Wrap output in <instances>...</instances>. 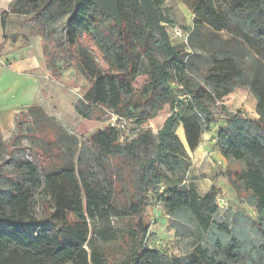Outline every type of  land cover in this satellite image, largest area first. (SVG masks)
I'll list each match as a JSON object with an SVG mask.
<instances>
[{
	"label": "trees",
	"instance_id": "1",
	"mask_svg": "<svg viewBox=\"0 0 264 264\" xmlns=\"http://www.w3.org/2000/svg\"><path fill=\"white\" fill-rule=\"evenodd\" d=\"M163 2L152 0L159 22L173 24L162 16ZM196 3L200 18L193 24L216 47L206 78L215 82L216 91L211 95L199 87L198 96L187 94L190 117L174 112L177 95L170 87L186 69V54L172 47V56L159 37L165 58H156L150 45L152 31L138 0H118L120 27L97 6L85 2L75 8L73 0H13L2 12V24L4 16L19 15L49 43H53L54 25L66 17L64 45L52 52L55 59L48 68L56 77L72 67L87 81L89 87L74 108L81 118L99 120L114 114L127 125L134 121L135 110L143 129L165 104L171 113L156 134L144 129L130 140L124 136L126 126L119 131L107 125L79 149L75 137L45 124L48 116L38 106L29 107L28 115L42 133L43 147L35 145V153L42 160L44 180L35 164L8 151L11 170H2L0 165V264H264L263 221L238 213L229 230L211 220L217 211L214 193L201 197L185 184L169 187L165 183L164 169L181 167L188 159L174 130L182 126L187 145L194 151L203 133L196 110L210 115L206 103L226 96L224 87L244 75L235 58L248 52L264 64V0ZM220 34L228 39L221 40ZM99 57L107 68L99 66ZM140 74L146 81L135 90L132 84ZM251 86L257 95L258 119L229 114L222 106L227 124L217 130L216 142L228 165L240 167L235 178L227 174L229 186L240 197L254 201L264 218V80L253 77ZM151 101L155 107L147 114ZM25 117L19 116L16 137ZM37 192L46 217L21 219L23 211L33 207ZM150 192L174 226L191 225L177 231L179 236L193 238L186 256L166 257L145 246ZM242 218L259 234L258 241L239 229Z\"/></svg>",
	"mask_w": 264,
	"mask_h": 264
},
{
	"label": "rangeland",
	"instance_id": "2",
	"mask_svg": "<svg viewBox=\"0 0 264 264\" xmlns=\"http://www.w3.org/2000/svg\"><path fill=\"white\" fill-rule=\"evenodd\" d=\"M196 8V0H164L160 9L162 16L173 22V24L161 23L164 24L168 32L171 46L177 47L186 54L184 58L186 69L177 79H174L170 87L177 95V107L174 112L177 115H188L189 117L191 114L186 108L189 101L187 94L198 96L199 87L211 95H214L216 91L215 82L206 80L208 72L212 68L210 56L215 52L216 47L208 43L205 32L193 24L194 19L200 18L196 14ZM7 10L8 8L5 11ZM7 16H4V24L0 25V165L2 170H11L12 161L8 152L10 151L12 156L30 160L35 164L43 181L42 160L35 153V150L38 149L35 145L43 147L42 133L39 132L38 123L28 115L29 107L38 106L43 114L48 116L45 124L60 127L63 133L75 137L78 140L79 149L87 144L92 134L107 126L109 117L105 115L99 120H85L78 116L74 108L89 87L87 81L72 67L62 71L56 77L48 68L55 59L52 52L59 45H64L63 23L66 17L54 25L53 43H49L46 38L43 39L38 34L34 26H31L32 32H28L27 36L19 33L7 34L4 31ZM2 18L3 15L0 13V19ZM175 29L178 32H175ZM151 35L150 45L153 53L159 61H163L165 57L161 50L159 36L154 32H151ZM34 38H38L40 41L44 70L37 76L16 78L7 69L8 57L12 52H17L20 49H26L29 52ZM220 39L227 40L228 37L225 34H220ZM17 58H22V56L18 54ZM97 61L101 68H107L102 58L99 57ZM234 61L236 66L244 71V75L224 87L228 91L226 96L215 103H206L210 115L196 110L201 119L203 133L194 151L189 149L186 139L184 140L182 126L179 125L174 130L175 135L185 148L188 159L181 167L164 169L166 171L165 183L169 187L185 184L187 188L195 190L201 197L214 193L217 211L211 216V220L227 226L229 230H232L231 219L238 213L252 221L261 220L264 223V218L254 201L240 197L229 186L227 174L230 173L235 178L240 167L237 164L228 165L216 142L217 130L227 124L224 114L220 110L222 106L229 114L238 112L242 117L250 120H256L259 117L256 112L257 95L252 89L251 79L256 77L264 80V64L248 52L242 53ZM170 72L174 74L172 65H170ZM145 81L146 76L140 74L132 86L138 90ZM153 106L155 107L153 101L147 104V114L154 110ZM132 113L134 121L126 125L127 129L124 134L130 140L136 138L144 129L156 134L170 115L171 108L169 104H165L143 129L139 127V121H136L137 111L133 110ZM147 114H141V119L145 118ZM23 115H26L25 122H21L20 131L16 137V124L19 122V116ZM63 147L65 146L63 145L61 148ZM149 155L152 156L151 153ZM76 158L77 155L72 159L75 165L77 164ZM147 205L149 221L145 246L166 257L186 256L192 250L190 242L193 238L179 236L177 231H185V227H191V225L174 226L173 219L167 216L153 192L148 194ZM45 213L40 194L37 192L33 207L25 209L20 218L39 221L46 217ZM238 227L248 238L257 241L260 239L259 234L243 218L238 220ZM233 249L234 247L231 248V251ZM229 257L232 258V256Z\"/></svg>",
	"mask_w": 264,
	"mask_h": 264
},
{
	"label": "crops",
	"instance_id": "3",
	"mask_svg": "<svg viewBox=\"0 0 264 264\" xmlns=\"http://www.w3.org/2000/svg\"><path fill=\"white\" fill-rule=\"evenodd\" d=\"M12 1L13 0H0V13L5 11L12 3ZM0 25H1V19H0ZM30 28L31 26L25 24L23 18L19 15H15V14L8 15L5 20L4 31L9 35L18 34V33L26 35L28 32L29 33L32 32ZM18 54L21 55L22 58H17ZM10 55L11 56L8 57L9 65L7 69L16 78H19L21 76L22 77L23 76L32 77V75L37 76L39 73L43 72L44 70V63L42 61L43 54L40 48V41L38 40V38L37 39L34 38L33 42H31V50L29 52H27L26 49H20L17 52H12Z\"/></svg>",
	"mask_w": 264,
	"mask_h": 264
},
{
	"label": "water",
	"instance_id": "4",
	"mask_svg": "<svg viewBox=\"0 0 264 264\" xmlns=\"http://www.w3.org/2000/svg\"><path fill=\"white\" fill-rule=\"evenodd\" d=\"M143 14L145 15L148 29L156 33L163 41L165 48L174 56V51L170 43L168 32L158 19L157 11L152 0H138ZM90 3L99 8V10L117 26H121V20L118 12V0H73V6L76 8L82 3Z\"/></svg>",
	"mask_w": 264,
	"mask_h": 264
},
{
	"label": "built area",
	"instance_id": "5",
	"mask_svg": "<svg viewBox=\"0 0 264 264\" xmlns=\"http://www.w3.org/2000/svg\"><path fill=\"white\" fill-rule=\"evenodd\" d=\"M175 32H178V30L175 29ZM108 117L109 118H108L107 125L109 127L115 128V129H117L119 131L124 130V128L126 126V121L125 120L119 118L118 116H116L114 114H110Z\"/></svg>",
	"mask_w": 264,
	"mask_h": 264
}]
</instances>
